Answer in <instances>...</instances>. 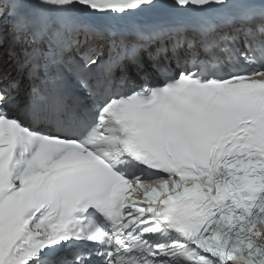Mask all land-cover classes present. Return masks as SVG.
I'll list each match as a JSON object with an SVG mask.
<instances>
[{
	"label": "snow or ice",
	"instance_id": "6c2138e0",
	"mask_svg": "<svg viewBox=\"0 0 264 264\" xmlns=\"http://www.w3.org/2000/svg\"><path fill=\"white\" fill-rule=\"evenodd\" d=\"M261 226L264 0H0V264H264Z\"/></svg>",
	"mask_w": 264,
	"mask_h": 264
},
{
	"label": "bare ground",
	"instance_id": "6f19581e",
	"mask_svg": "<svg viewBox=\"0 0 264 264\" xmlns=\"http://www.w3.org/2000/svg\"><path fill=\"white\" fill-rule=\"evenodd\" d=\"M8 74L10 76H15V73L11 70L8 69ZM27 87V82L25 81L22 85H21V93H23L24 89Z\"/></svg>",
	"mask_w": 264,
	"mask_h": 264
}]
</instances>
